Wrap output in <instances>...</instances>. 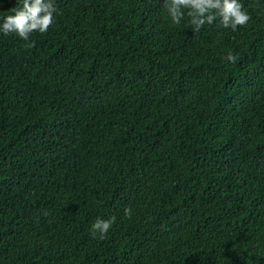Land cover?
Masks as SVG:
<instances>
[{
  "label": "trees",
  "instance_id": "1",
  "mask_svg": "<svg viewBox=\"0 0 264 264\" xmlns=\"http://www.w3.org/2000/svg\"><path fill=\"white\" fill-rule=\"evenodd\" d=\"M53 2L34 47L0 33V264H264V0L235 31Z\"/></svg>",
  "mask_w": 264,
  "mask_h": 264
},
{
  "label": "clouds",
  "instance_id": "2",
  "mask_svg": "<svg viewBox=\"0 0 264 264\" xmlns=\"http://www.w3.org/2000/svg\"><path fill=\"white\" fill-rule=\"evenodd\" d=\"M18 4L10 9L12 14L3 17L0 33H14L26 42L25 47L31 48L35 43L30 41L31 34L46 33L53 26L57 8L53 0H18ZM164 7L173 24H180L187 18L193 31L217 21L221 27L235 31L251 19L239 0H164ZM224 59L235 64L238 56L229 51ZM124 212L131 216L130 208H125ZM43 214L48 215L47 212ZM115 220V216L107 220L96 219L91 225L93 236L104 239Z\"/></svg>",
  "mask_w": 264,
  "mask_h": 264
}]
</instances>
